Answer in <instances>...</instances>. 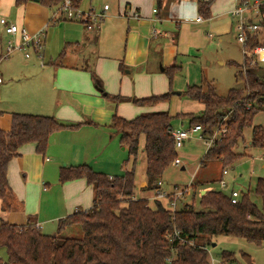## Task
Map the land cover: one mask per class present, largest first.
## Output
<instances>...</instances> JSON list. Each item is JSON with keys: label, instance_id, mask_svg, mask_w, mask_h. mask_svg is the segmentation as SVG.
I'll return each instance as SVG.
<instances>
[{"label": "crops", "instance_id": "0c3cea01", "mask_svg": "<svg viewBox=\"0 0 264 264\" xmlns=\"http://www.w3.org/2000/svg\"><path fill=\"white\" fill-rule=\"evenodd\" d=\"M199 1L163 0L159 5L158 0H113L101 27L88 29L83 21L65 19L61 6L46 7L39 0L18 6L15 0H0V19L6 17L33 33L45 31V45L36 60L23 57L18 75L11 74L6 83L0 71V86L7 87L0 90V128L10 129L15 112L86 123L79 129L53 132L45 153L38 152L34 142L19 148L20 154L8 164L10 191L0 198L1 221L32 223L45 234H56L53 231L58 232L61 218L77 210H89L95 200L94 186L83 177L61 182L60 168L88 164L109 176L123 175L130 162L116 151L121 146L120 136L114 143L115 130L108 127L114 114L126 119L150 111L202 114V101L185 99L184 90L181 94L172 91L175 78L171 84L165 67L178 65L181 70L186 58L197 57L235 33L236 19L230 11L236 0H202L212 1V15L197 20L201 15ZM105 4L108 2H103L99 11ZM79 8L95 11L83 2ZM135 12L138 18L133 16ZM168 91L172 92L169 102L142 106L132 100ZM106 94L127 98L118 100ZM90 121L98 125L88 124ZM180 121L183 126L184 119ZM251 140L245 144H251ZM141 176L135 198L140 193L139 198L151 199L154 190L145 188L146 162ZM196 182L205 184L207 191L215 188L208 179ZM219 187L215 189L227 193L235 189Z\"/></svg>", "mask_w": 264, "mask_h": 264}, {"label": "trees", "instance_id": "16d2710c", "mask_svg": "<svg viewBox=\"0 0 264 264\" xmlns=\"http://www.w3.org/2000/svg\"><path fill=\"white\" fill-rule=\"evenodd\" d=\"M30 0H15L23 5ZM80 7L83 0H72ZM46 7L60 6L61 0H39ZM163 0H158L161 5ZM202 17H211V2L199 1ZM264 22V5L261 6ZM264 44L261 39H252L249 48ZM180 70L178 65L165 67L172 84ZM244 86L230 87L225 95L219 94L213 85H188L183 94L205 105L201 115L169 111H150L132 119L114 114L109 128L120 133V144L128 152L129 167L123 175L109 176L94 170L88 164L62 166L59 180L86 178L95 188V200L89 210H77L59 220L56 234H45L36 225H18L0 222V248L7 253L6 261L0 264H211L209 249L202 239L209 240L220 235L243 238L255 245L264 242V178L255 185L259 205L251 192L241 191L237 202H232L230 193L209 189L198 196L196 182L190 203H181L175 210L161 198L152 203L147 198H134L140 137L144 135L146 176L148 190L160 188L159 181L165 171L178 157L175 137L172 134L173 118H189L190 126L201 125L202 133L213 134L223 118V110L231 111L224 121L227 131L215 138L206 150L200 165L219 160L225 170L246 157L236 150L243 140L244 129L252 126L251 145L264 149V124L254 125V118L264 111V66H251L246 60L238 71ZM95 81L101 85L96 77ZM172 92L132 100L142 106L169 102ZM106 96L123 100L119 95ZM98 125L97 123L87 122ZM85 122L65 123L55 116L15 112L9 130L0 128V198L10 191L7 172L10 160L20 154L19 148L28 142L36 143V149L45 153L53 132L62 129H79ZM199 201V208L196 206ZM79 224L83 235L80 238L61 237L68 226ZM179 233L177 236L175 233ZM182 239H185L183 241ZM193 241V242H191ZM246 263L253 264L249 254L241 251ZM237 255L223 250L224 262L237 261Z\"/></svg>", "mask_w": 264, "mask_h": 264}, {"label": "rangeland", "instance_id": "374dc122", "mask_svg": "<svg viewBox=\"0 0 264 264\" xmlns=\"http://www.w3.org/2000/svg\"><path fill=\"white\" fill-rule=\"evenodd\" d=\"M113 0H84L83 5L92 6L96 13L99 12V8L103 5V2L112 4ZM262 41L264 42V28L261 29ZM8 36V37H7ZM17 36L7 34L5 27L0 23V71L4 73V82H9L12 78L11 74L18 75V71L22 66L25 57V51L14 50L9 55H6L7 45L9 40L15 41ZM48 43V41H47ZM66 47V46H65ZM65 47L62 49L65 51ZM30 61L36 60L37 55L40 54L35 52L32 48H29ZM3 53V54H2ZM52 56V55H51ZM50 61V56L48 58ZM188 60V61H187ZM245 61V55L243 53V45L238 42L235 38V33H231L229 36L224 37L222 43H214L205 52L199 54L197 57H189L184 60V66L174 76L175 84L172 86V91L185 90L187 84H199L204 88L209 85H213L216 91L225 95L229 87L233 86H244L243 80L238 77V71ZM32 63V62H30ZM264 66V61L258 64ZM6 86L1 87L0 90L5 89ZM7 89V87H6ZM7 96V94H6ZM185 99L192 101L188 96L183 95ZM223 118L219 124L222 127L224 121H228L231 115V111L225 109L222 112ZM181 119L173 118L172 124L175 128L189 127V118L185 117L183 126L180 124ZM254 125L264 124V111H260L254 118ZM216 131V129H215ZM112 139L114 143L118 142V136L120 133L115 131L112 132ZM200 133L194 134L188 138L182 147L177 148L178 157L182 161L180 165L172 164L163 174V180L160 189L167 193H173L179 189L188 187L191 184L192 189L188 194L184 196L181 203H190V196L194 193V181L208 179L215 188H220L219 184L222 179L227 183V189L235 188L244 192H251L253 199L261 205V197L256 195L254 189L259 177L264 178V149L257 148L251 144L246 145L247 139L252 138V126L244 129L243 140L239 141L236 146V150L246 154V157L242 160L234 163L233 165L226 168L224 171L222 164L219 160H211L206 165H200L201 159L205 154L208 145L205 143L206 138L202 139L199 137ZM145 137H140V147L138 150V164H137V175H136V190L139 189V182L143 180L141 176V167L146 162L144 148ZM121 147V146H120ZM116 149L118 155L121 157L128 158L127 150ZM111 150V148H109ZM123 153V154H122ZM177 157V158H178ZM65 164V162H63ZM245 164H249L248 167ZM185 169H182V167ZM176 184V185H174ZM169 185H174L168 188ZM165 186V187H164ZM201 187H197V195L200 196ZM205 189V188H203ZM214 189V188H212ZM225 189V191L227 190ZM202 190V189H201ZM151 194V193H150ZM139 196L141 194L139 193ZM139 196L137 198H139ZM135 198V194L133 195ZM157 198V191L154 190L151 199L147 198L153 205V201ZM166 203L167 198L160 197ZM198 208L199 201L196 205ZM46 232V231H45ZM57 233L56 231H53ZM47 233V232H46ZM83 235L82 227L79 224L66 227L61 233V237H75L80 238ZM203 242L207 243L206 246L209 249V253L212 259L217 260L216 264H220L221 253L223 250H230L236 253L238 264H248L243 257L240 256L241 251L249 254L253 260V264H264V242L261 245H255L246 241L243 238H238L228 235H220L202 239ZM215 243V244H214ZM0 258L3 261L7 259V253L4 248H0Z\"/></svg>", "mask_w": 264, "mask_h": 264}, {"label": "built area", "instance_id": "2783aa9c", "mask_svg": "<svg viewBox=\"0 0 264 264\" xmlns=\"http://www.w3.org/2000/svg\"><path fill=\"white\" fill-rule=\"evenodd\" d=\"M264 5V0H236V5L231 9L230 14L235 17L236 22L234 24L236 40L243 45V53L245 60L251 65H258L264 61V44H258L254 48H249V42L252 39H261V29L264 28V22L262 21L261 6ZM60 6L65 19L80 20L83 21L88 29H99L105 17L106 10L109 9V4H105L102 11L96 13L95 11H82L79 7H75L72 0H61ZM156 11V9H154ZM133 16L139 17L138 13H133ZM202 16H198L197 20H201ZM0 22L4 25L5 31L14 36H18L15 41L9 40L7 45V53L9 55L14 50L25 51V57H30L29 48H32L35 52L41 54L44 48L45 31L39 30L37 32H30L27 27L20 26L16 23L9 22L6 17H2ZM3 77L0 73V82ZM224 124V123H223ZM213 134L205 135L202 133L201 125L189 126L185 128H172V134L175 137L176 148L183 146L184 142L192 137L196 133H200L199 137L206 138L208 148L213 144L215 138L224 134L227 131V126L224 124L222 127L215 128ZM182 162L178 158L175 159L174 164L180 165ZM226 171V170H224ZM161 185L162 182L159 181ZM221 187H226L225 180L220 181ZM192 189L191 184L188 187L179 189L173 193H167L166 191L158 188L157 198L163 197L169 199V205L173 210L177 208V204L180 198H183ZM232 202H237L241 194L240 190L232 189L230 192ZM1 222V214H0ZM177 236L179 233H175ZM185 241V239H182ZM193 242V241H191ZM217 260L211 258V264H216ZM220 264H238L236 261L224 262L222 259Z\"/></svg>", "mask_w": 264, "mask_h": 264}, {"label": "water", "instance_id": "95a60500", "mask_svg": "<svg viewBox=\"0 0 264 264\" xmlns=\"http://www.w3.org/2000/svg\"><path fill=\"white\" fill-rule=\"evenodd\" d=\"M36 1H38V0H36ZM174 93H176V94H181V91H174ZM245 166H247V164H245ZM184 168H185V167L183 166L182 169H184ZM206 191H207L206 189H202V190H201V194H202V195L205 194ZM214 244H215V243H214Z\"/></svg>", "mask_w": 264, "mask_h": 264}]
</instances>
